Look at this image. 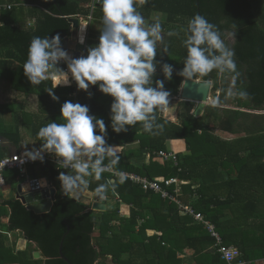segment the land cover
<instances>
[{
	"label": "trees",
	"instance_id": "16d2710c",
	"mask_svg": "<svg viewBox=\"0 0 264 264\" xmlns=\"http://www.w3.org/2000/svg\"><path fill=\"white\" fill-rule=\"evenodd\" d=\"M138 10L149 24L159 21L163 26L164 42L158 45L156 59L173 65L176 71L168 81L158 64L154 79L164 80L170 98L180 96L187 78L176 73L187 58L183 41L189 20L199 14L219 28L226 46L235 51L239 76L214 70L208 76L193 77L212 82L211 96L218 103L208 104L197 117L196 102L181 99L178 121L165 118L162 109L157 111V123L163 125L160 134L145 132L140 123L117 134L110 119L113 98L100 92L98 86L90 87L91 98L76 86H58L53 89L59 97L57 102L45 90L53 88V80L32 85L23 72L33 37L70 36L71 18L86 22L90 17L103 19L102 0H0V82L7 83L0 85L24 98H37L36 110L19 109L14 100L0 101V157L10 154L1 143L2 137L22 150L24 129L41 147L39 130L52 122H65L61 116L65 101L87 105L90 114L103 118L108 126L109 145L140 143L142 163L126 161L133 153L124 150L116 169L149 179L165 176L188 181L182 185L183 201L214 223L223 242L236 245L242 259L264 262V0H148ZM154 14L164 18L156 20ZM83 25L86 30L87 24ZM169 31L179 35L168 36ZM88 33V45L82 48L85 56L87 49L95 46L98 34L92 29ZM230 34L232 43L228 41ZM59 67L66 70L67 64L61 62ZM230 79L235 88L233 107L228 106L225 95ZM242 92L246 95L241 96ZM218 131L235 137L223 138ZM168 141H172L171 152L177 154V163L159 154L167 150ZM182 142L185 151L177 145ZM32 166H39L51 178L56 200L50 212L37 214L20 199L1 200L0 194V228L22 230L30 242L27 249L17 251L8 234L0 232V264H69L60 256L62 241L63 254L73 264H108V259L114 264H228L204 223L129 179L105 194L106 199L131 206L128 216H120L118 207L94 211L82 199L65 196L57 177L67 171L50 163ZM4 177L7 184L15 186L22 180L17 169L4 171ZM110 179L109 172L100 181L87 178L89 191L96 193L98 185ZM4 216L9 217L8 223L2 222Z\"/></svg>",
	"mask_w": 264,
	"mask_h": 264
},
{
	"label": "clouds",
	"instance_id": "9594fccd",
	"mask_svg": "<svg viewBox=\"0 0 264 264\" xmlns=\"http://www.w3.org/2000/svg\"><path fill=\"white\" fill-rule=\"evenodd\" d=\"M147 4L148 0H102L104 27L98 45L89 47L86 56H71L63 48L59 34L33 37L24 75L32 85L53 80V88L45 90L57 102L59 97L53 89L71 86L73 80L89 98L93 96L90 87L98 86L100 92L113 98L110 119L114 132H127L129 126L140 123L145 132L160 134L163 125L157 123V111L170 103L171 92L165 88L164 80L154 78L158 64L168 81L176 70L156 59L158 45L164 42V30L159 21L149 24L138 10ZM185 32L187 58L177 75L204 77L215 70L239 76L235 51L226 46L215 24L197 14L189 20ZM167 35L179 33L169 31ZM78 42H85L83 34L78 35ZM61 62L67 64V71L59 67ZM61 116L64 123L52 122L39 130L42 146L26 151L25 157L44 162V154L48 153L59 158L57 163L63 169H71L57 177L63 194L69 197L89 183L87 178L100 181L105 172H112L116 179L99 184L95 190L103 199L110 188L114 191L117 183L123 184L127 179L123 173L113 172L121 156L117 145L107 142L108 126L103 118L90 114L87 105L72 101L62 104ZM106 159L108 164L104 163Z\"/></svg>",
	"mask_w": 264,
	"mask_h": 264
},
{
	"label": "crops",
	"instance_id": "0c3cea01",
	"mask_svg": "<svg viewBox=\"0 0 264 264\" xmlns=\"http://www.w3.org/2000/svg\"><path fill=\"white\" fill-rule=\"evenodd\" d=\"M83 23H85V24L87 23L88 32L91 29L93 30L94 28H95L96 31H99L100 32V33L98 32L97 38L95 40V46L98 45V43H99V37L101 35V31L100 30H102V28L104 27L103 26V19H98V18L91 17L89 19V21H87V22L86 21H83V20H80L81 29L79 30V33H78L79 35L81 34V32L84 29ZM92 23H93V25H92ZM94 25H97V26H94ZM98 26H100V27L98 28ZM88 34L89 33H87L85 43L80 44L78 42L79 48H77V51L75 52V58H78L79 56L83 55L84 49H82V48H86L87 45H88L87 44ZM84 44H85V47L83 46ZM66 71H67V69H66ZM69 76L71 78V74L70 73H69ZM2 83L7 84L6 82H2ZM71 85L77 87V84H76V82L74 80L72 81V84ZM61 86H63V85H61ZM210 97H211V94H210ZM0 98H1V101L14 100L16 102V104H17L16 106L19 109L26 108V109L36 110V107H37V98H36L35 95H32L29 98H24V97H22V95L20 93L15 92L14 90H11L9 88H6L2 84L0 85ZM180 100H181V98H180ZM168 110L170 112V116H176V118H175L176 120H173V118L171 119L170 117L167 116V114H164L161 111L162 112V115L165 118L170 119L172 121H178V118H177V110H175L174 108H171L170 106H169V109ZM10 116H11L10 114L7 115L8 118H11ZM22 133H23V139H22L23 140V148H22V150H31L33 147H35V146L38 145V143L34 139L31 138V136L29 135V133L27 132V130H24L23 129V132ZM218 134L221 137H223V138H229L230 139V138L235 137L234 135H232V134H230L228 132H224V131H218ZM223 134H225V135H223ZM171 142L172 141H168L167 150H164V151H171L172 150L171 147L173 146V144ZM1 143H2V145L4 147H8L9 148L10 154L13 153V152H16V151H22L16 145H14V143L12 141H10L7 138L2 137ZM139 145H140L139 141H131V142H127L124 145H117V148H118L119 154L122 153V152H124V150H131V152L133 153V156L131 154H129V158H127V156H126L125 160L126 161H131L132 163L135 162V163H140L141 164L142 161H143V158H141V157L138 156V153H139L138 151H140L139 150ZM177 145H180L181 148L185 151V148L183 147V146H185V143L183 144V142H182V144L178 143ZM43 173L44 172H42V169H40L39 166H28V168L26 169V172L24 174L19 173L20 176L22 177V180L19 183L24 182V181H27V180H34V179L42 178V177H49L48 175H45ZM159 177H165V176H159ZM176 178H178V177H176ZM19 183H17L16 186L15 185H12V184H7V183H6L5 186H0V194L2 195V199L1 200L9 199V198H12V197L16 198V194L18 193L17 186H18ZM183 183L186 184V183H188V181H185V180L182 181V184H181L182 190H183V186H182ZM88 185H89V183H88ZM83 190L84 191L81 194V199L86 204H88V202H90L92 200H95L96 196H98L97 193H93V192L89 191V188L86 189L87 191L85 189H83ZM182 194H183V192H182ZM98 199H101V198L99 197ZM101 200L107 204V210L118 207V209L120 211V216H128L130 214V208H131V206L129 204H127V203H124L122 201H119L118 199H112V200L111 199H106L105 196ZM102 212H104V211H102ZM2 222L8 223L9 222V217L8 216L2 217ZM19 231L20 230H16L15 232H7V231H5L6 232L5 234H8V236H9V243L11 245H14L15 244L17 251L20 250V249H18V243H19V241L21 239V236H20V232ZM27 241L28 242H27L26 249L28 248V244L30 243L29 240H27ZM32 245H33V247L36 246L35 243H32ZM37 253H40V252H38V251L35 252V256H36ZM40 255H41V253H40ZM36 258H38V257L36 256ZM257 264H264V262L261 261V260H259L257 262Z\"/></svg>",
	"mask_w": 264,
	"mask_h": 264
},
{
	"label": "built area",
	"instance_id": "2783aa9c",
	"mask_svg": "<svg viewBox=\"0 0 264 264\" xmlns=\"http://www.w3.org/2000/svg\"><path fill=\"white\" fill-rule=\"evenodd\" d=\"M7 8L10 9L11 6L8 5ZM72 96H76V93L74 95L72 94ZM179 98H181V95L179 96ZM209 99H211V97H209ZM166 110H168L167 106L162 108V112L164 114H166ZM33 148H40V146L37 145ZM26 151L29 150L17 151L4 157H0V186L6 185L4 171L8 169H17L19 173L24 174L28 166L36 165L39 163H50L57 166L59 169L71 171V169H63L61 167V164L59 162L57 163V160L59 158L55 157L54 154L45 153L44 162H41L40 160L32 161L30 159H27L24 155ZM159 154L163 156L167 161H174L175 163H177L178 161V156L174 152L161 151ZM113 172L123 173L131 182L141 186L146 191H152L159 194L162 198L176 203L182 213L193 216L197 222L204 223L208 230L211 232V235L216 238V244L214 245L215 248H217L222 258L228 264H256L255 262L242 259L240 249L236 245L225 244L223 242L221 234L216 230L214 223L207 220L205 216L201 212H198L192 204L183 201V199L181 198L182 181H180L179 178L156 177L154 179H149L148 177L142 176L136 172L118 170L116 168L113 169ZM109 173L111 174L113 179L116 178L112 172ZM0 232L6 233L1 228Z\"/></svg>",
	"mask_w": 264,
	"mask_h": 264
},
{
	"label": "water",
	"instance_id": "95a60500",
	"mask_svg": "<svg viewBox=\"0 0 264 264\" xmlns=\"http://www.w3.org/2000/svg\"><path fill=\"white\" fill-rule=\"evenodd\" d=\"M71 22L73 28L72 34L70 36L61 38V41L63 48L66 49L69 54L75 58V52L77 51V48H79L78 33L81 29V25L80 19L76 17L71 18ZM212 88L213 84L211 81L186 78L180 90L181 99L196 102L197 106L194 114L195 116L199 117L204 113L205 108L208 105ZM87 188L88 184L84 186L80 191L75 193L73 197L81 199V194L84 191L83 189L86 190ZM17 189L18 193L16 194V198L20 199L24 204H27V208L37 214L50 212L56 200L57 190L54 187L50 177H42L21 182L18 184ZM98 198L99 197L96 196L95 200L88 202V204L91 205V209L94 211H106L107 204ZM19 232L21 239L18 243V249L25 250L27 247L28 239L24 237V232L22 230H20ZM62 249L63 241L60 246V256L69 264H73L63 254ZM36 256L39 258L40 253H37Z\"/></svg>",
	"mask_w": 264,
	"mask_h": 264
},
{
	"label": "rangeland",
	"instance_id": "374dc122",
	"mask_svg": "<svg viewBox=\"0 0 264 264\" xmlns=\"http://www.w3.org/2000/svg\"><path fill=\"white\" fill-rule=\"evenodd\" d=\"M153 18L154 19H156V20H161V19H163L164 18V16L162 15V14H154L153 15ZM147 22H148V20L147 19H145ZM87 24V23H86ZM92 25H93V23H92ZM94 26H97V25H94ZM93 26V27H94ZM104 26V25H103ZM100 26H98V28H99ZM103 29V28H102ZM93 30H95V28L93 29ZM97 32H99V31H97ZM86 33H88V28L86 29V30H84L83 29V31L81 32V34H83L84 36H85V40H86ZM100 33V32H99ZM228 41L230 42V43H232L233 41H234V37H233V35L232 34H230L229 36H228ZM81 47V46H80ZM232 80L233 79H230V81H229V83H228V86H227V90H226V93H225V95H226V97H227V99H228V103H229V105L228 106H230V107H233V106H235L236 104H235V102H234V98H235V88L234 87H232V85L230 84L231 82H232ZM0 83H2V82H0ZM2 84H4V83H2ZM229 93H231V94H229ZM218 94H219V92H218ZM179 100H180V98L178 97V98H170V103L167 105V107H168V109H169V106L171 107V108H174L175 110H178V102H179ZM0 101H1V98H0ZM218 103L217 102V98L216 97H214V96H211V99L209 100V102H208V104H212V103ZM197 104V103H196ZM166 114H167V116L168 117H170L171 119L173 118V120H176L175 118H176V116H170V112H169V110H166ZM223 135H225V134H223ZM227 135V134H226ZM110 258V257H109ZM108 264H114L113 262H112V260L111 259H108Z\"/></svg>",
	"mask_w": 264,
	"mask_h": 264
},
{
	"label": "bare ground",
	"instance_id": "6f19581e",
	"mask_svg": "<svg viewBox=\"0 0 264 264\" xmlns=\"http://www.w3.org/2000/svg\"><path fill=\"white\" fill-rule=\"evenodd\" d=\"M86 191H87V190H86ZM86 191H85V192H86ZM97 197H99V196H97Z\"/></svg>",
	"mask_w": 264,
	"mask_h": 264
}]
</instances>
